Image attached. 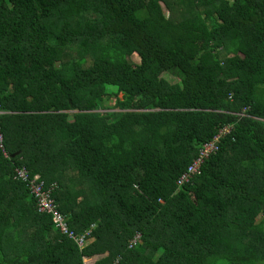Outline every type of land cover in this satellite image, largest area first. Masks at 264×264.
Masks as SVG:
<instances>
[{"label":"trees","instance_id":"16d2710c","mask_svg":"<svg viewBox=\"0 0 264 264\" xmlns=\"http://www.w3.org/2000/svg\"><path fill=\"white\" fill-rule=\"evenodd\" d=\"M176 1L0 0V264H264V0Z\"/></svg>","mask_w":264,"mask_h":264},{"label":"built area","instance_id":"2783aa9c","mask_svg":"<svg viewBox=\"0 0 264 264\" xmlns=\"http://www.w3.org/2000/svg\"><path fill=\"white\" fill-rule=\"evenodd\" d=\"M3 112L0 111V115ZM231 126H225L221 129L218 134L211 140V142L203 145L199 152L198 158L192 162V164L187 168V171L183 173L177 180V185L180 186L182 183L187 182L188 179L197 175L200 172L201 165L203 161L208 158L211 154H216L219 151L218 141L223 134L229 133ZM3 145V138L0 133V148ZM17 177L23 182L27 183L28 191L33 196L36 201V211L40 214L48 215L53 223L54 228L61 233L62 235L67 236L69 239L75 241L80 248L84 247L86 244V236L88 233L82 236L76 237L72 231L67 227L65 219L61 212L59 211V205L56 203V200L53 197V191L55 189V184L46 185L39 176H34L32 179L29 177L27 171L17 170ZM139 239L137 234L132 240V244L136 243V240ZM110 264H119V259H115Z\"/></svg>","mask_w":264,"mask_h":264},{"label":"rangeland","instance_id":"374dc122","mask_svg":"<svg viewBox=\"0 0 264 264\" xmlns=\"http://www.w3.org/2000/svg\"><path fill=\"white\" fill-rule=\"evenodd\" d=\"M161 6L163 8V11L166 15V17L172 18L173 21H176L180 19L184 14H189L192 12V6H188L186 3L182 6L176 1V0H161ZM131 62L137 64L139 62V59L137 56H133L130 58ZM121 98V96H119ZM114 102H110L107 105L112 106Z\"/></svg>","mask_w":264,"mask_h":264},{"label":"crops","instance_id":"0c3cea01","mask_svg":"<svg viewBox=\"0 0 264 264\" xmlns=\"http://www.w3.org/2000/svg\"><path fill=\"white\" fill-rule=\"evenodd\" d=\"M99 256H100V255H98V256H94V257H92V258H90V259H86L85 261H89V262H92V261H93V262H94L95 259L98 258ZM102 256H103V255H102ZM93 262H92V263H93Z\"/></svg>","mask_w":264,"mask_h":264}]
</instances>
